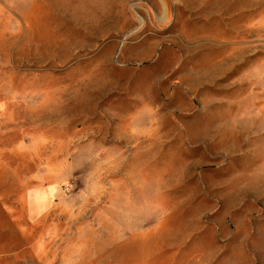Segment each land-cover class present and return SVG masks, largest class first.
I'll return each mask as SVG.
<instances>
[{"label": "rangeland", "instance_id": "1", "mask_svg": "<svg viewBox=\"0 0 264 264\" xmlns=\"http://www.w3.org/2000/svg\"><path fill=\"white\" fill-rule=\"evenodd\" d=\"M0 264H264V0H0Z\"/></svg>", "mask_w": 264, "mask_h": 264}]
</instances>
